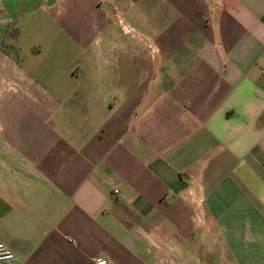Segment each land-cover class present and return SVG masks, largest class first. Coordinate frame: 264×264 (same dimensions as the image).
Listing matches in <instances>:
<instances>
[{
    "label": "crops",
    "instance_id": "obj_1",
    "mask_svg": "<svg viewBox=\"0 0 264 264\" xmlns=\"http://www.w3.org/2000/svg\"><path fill=\"white\" fill-rule=\"evenodd\" d=\"M8 26L0 264H264V0H0Z\"/></svg>",
    "mask_w": 264,
    "mask_h": 264
},
{
    "label": "built area",
    "instance_id": "obj_2",
    "mask_svg": "<svg viewBox=\"0 0 264 264\" xmlns=\"http://www.w3.org/2000/svg\"><path fill=\"white\" fill-rule=\"evenodd\" d=\"M15 260L14 252L0 241V263L10 262ZM99 264H106V261H101Z\"/></svg>",
    "mask_w": 264,
    "mask_h": 264
},
{
    "label": "rangeland",
    "instance_id": "obj_3",
    "mask_svg": "<svg viewBox=\"0 0 264 264\" xmlns=\"http://www.w3.org/2000/svg\"><path fill=\"white\" fill-rule=\"evenodd\" d=\"M104 5H105V3H104ZM8 30H9V32L7 33V35L0 34V37H2V39H3V40H0V57H2L3 54L6 53V51H8V55H10V53L13 52V49L11 47H10V49L6 47L7 42L5 41V38L8 40L9 37L11 38L13 36L12 29H10L9 26H8ZM1 53H3V54H1ZM14 53H17V52L15 51ZM17 55H18V53H17ZM138 85H139V82L137 81V86Z\"/></svg>",
    "mask_w": 264,
    "mask_h": 264
}]
</instances>
